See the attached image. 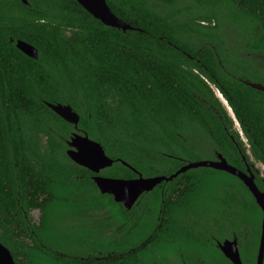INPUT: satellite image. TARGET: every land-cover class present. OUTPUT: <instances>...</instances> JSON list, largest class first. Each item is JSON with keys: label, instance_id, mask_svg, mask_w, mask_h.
I'll return each mask as SVG.
<instances>
[{"label": "trees", "instance_id": "16d2710c", "mask_svg": "<svg viewBox=\"0 0 264 264\" xmlns=\"http://www.w3.org/2000/svg\"><path fill=\"white\" fill-rule=\"evenodd\" d=\"M26 1L0 0V243L14 263L232 264L215 240L235 235L255 264L262 212L238 178L190 168L126 209L67 156L76 130L45 102L77 112L78 132L113 160L103 176L136 177L121 160L169 176L215 152L240 170L241 154L264 164V91L246 83L264 85V0H106L125 31L76 0ZM193 68L226 100L249 153ZM189 214L210 223L193 230Z\"/></svg>", "mask_w": 264, "mask_h": 264}, {"label": "water", "instance_id": "95a60500", "mask_svg": "<svg viewBox=\"0 0 264 264\" xmlns=\"http://www.w3.org/2000/svg\"><path fill=\"white\" fill-rule=\"evenodd\" d=\"M23 3H27L26 0H21ZM88 13L94 18L98 19L102 24L110 27H115L125 31L132 29V27L118 18L107 5L106 0H76ZM11 40V39H10ZM16 47L24 54L31 58H37V49L31 44L22 40H17ZM252 88L264 91V85L255 82H246ZM222 97V96H220ZM223 99V97H222ZM224 103L226 100H224ZM46 105L51 108L57 115L68 123L73 124L77 129L79 121V115L68 104L61 103H49ZM83 142H87L94 146L95 155L86 157L81 153L79 145ZM68 148L66 149L67 156L75 164L85 167L91 172L95 173L92 180L95 183L101 194H110L115 202H120L126 209H130L137 200L138 196L151 190L156 184L162 181H169L179 173L185 172L190 168L196 167H210L220 171H225L236 178H238L243 185L248 189L254 198L255 203L262 212L261 229L258 241L257 254L255 258V264H262L263 261V249H264V190H260L254 181V176L249 171H241L240 169L229 164L226 159L219 153L215 160H196L190 161L182 165L174 173L169 176L157 175L151 177H143L134 168L121 160V163L131 168L137 177L134 178H115L100 175L99 172L112 165L113 160L107 156L102 145L89 138L86 133L73 132L69 140L66 142ZM236 238L224 239L222 242H218V247L223 255L228 258L232 264H243L239 255V251L236 245ZM0 264H15L9 250L0 243Z\"/></svg>", "mask_w": 264, "mask_h": 264}, {"label": "flooded vegetation", "instance_id": "af4514ba", "mask_svg": "<svg viewBox=\"0 0 264 264\" xmlns=\"http://www.w3.org/2000/svg\"><path fill=\"white\" fill-rule=\"evenodd\" d=\"M199 65H201V64H199ZM193 71L194 72H196L197 74H199L200 76H201V78H203V80L204 81H206L207 82V84H209V86H210V88L212 89V91L214 92V94H215V96L218 98V100L220 101V103L222 104V109L225 111V113H226V118H227V120H231L229 123H230V125H231V129H233L234 131H236L237 133H238V136H239V139L242 141V139H244L245 141H246V145H247V148H246V150H248L249 149V144H248V140H247V138H246V136L244 135V133H243V131H242V128H241V125H240V123L237 121V119L235 118V116H234V114H233V112H232V110H231V108L229 107V105L227 104V102H225L224 103V101H223V99H222V95L218 92V89L213 85V84H211L209 81H208V79L203 75V73H201L198 69H196V68H193ZM220 96H222V97H220ZM225 100V99H224ZM213 110H215L214 108H213ZM225 129H226V127H225ZM76 131H74V132H77V133H79L78 132V129H75ZM71 134H73V132L71 133ZM241 135V136H240ZM71 136V135H70ZM70 136H69V138H70ZM232 137V136H231ZM69 140V139H68ZM67 140V141H68ZM66 141V142H67ZM193 143H195V141H194V139H192L191 141H189V145H190V147H192V145H193ZM245 146V145H244ZM249 151V150H248ZM215 152V151H214ZM219 153H217V152H215V154L213 155L214 157H215V159H217V155H218ZM179 159H181L182 160V158L181 157H179ZM215 159H209V160H215ZM241 159H242V161H243V165H244V170H241V171H249L251 174H253V176H254V181H255V179H256V175L255 174H257L258 176H260L261 178H262V181L264 182V175L261 173V171L254 165V163H248L246 160H245V157L241 154ZM254 159V158H253ZM201 160H205V159H201ZM255 160V159H254ZM185 161H187V162H190V161H188V160H185ZM255 161H257L258 163H261L260 161H258V160H255ZM186 162V163H187ZM186 163H184V164H186ZM183 164V165H184ZM263 163H261V165H262ZM182 166V165H181ZM180 166V167H181ZM263 166H264V164H263ZM235 167V166H234ZM133 168V167H132ZM131 169V168H130ZM135 173V172H134ZM95 174V173H94ZM137 175V174H136ZM93 177V176H92ZM137 177V176H136ZM144 177V176H143ZM148 177H151V176H148ZM159 184V183H158ZM256 184V183H255ZM157 185V184H156ZM155 185V186H156ZM154 186V187H155ZM257 186V185H256ZM153 187V188H154ZM153 188L151 189V190H149V191H152L153 190ZM263 190H264V188H263ZM99 191V190H98ZM149 191H145V192H149ZM145 192H143V193H145ZM143 193H141L139 196H138V198H137V200L143 195ZM163 194V189H161V195ZM110 195V194H109ZM136 200V201H137ZM135 201V202H136ZM120 203V202H119ZM122 204V203H121ZM134 205V204H133ZM132 205V206H133ZM206 220L204 219V218H196V217H194V215H192V214H189V215H186V216H184L183 218H182V222L184 223V224H186V225H189L190 227H192L191 229H195L194 228V226H197V225H199V222H201L202 224H206L207 225V223H210V221H207V222H205ZM196 230V229H195ZM233 237H235L236 238V240H237V242H236V245H237V248H238V251H239V255H240V249H239V247H240V245H239V242H238V239H237V237L235 236V235H232L231 236V238H233ZM231 238H224V239H231ZM224 239H222V240H215V243H216V246L218 247V242H222ZM258 248V247H257ZM218 249H219V247H218ZM220 250V249H219ZM221 252V251H220ZM222 253V252H221ZM223 254V253H222ZM257 254V253H256ZM113 254H107L106 256H102L103 258H105V259H107V258H113L114 256H112ZM95 259H100V257L99 256H93ZM225 257V256H224ZM240 258H241V255H240ZM228 259V258H227ZM229 260V259H228ZM230 261V260H229ZM241 261H242V258H241ZM231 262V261H230ZM243 263V262H242ZM159 264H180V262L178 261V259L176 258V257H174V256H171V257H169L168 259H166V260H164V261H162V262H160ZM184 264V263H183Z\"/></svg>", "mask_w": 264, "mask_h": 264}, {"label": "snow or ice", "instance_id": "6c2138e0", "mask_svg": "<svg viewBox=\"0 0 264 264\" xmlns=\"http://www.w3.org/2000/svg\"><path fill=\"white\" fill-rule=\"evenodd\" d=\"M81 153L86 156H94L95 155V148L93 145L87 143V142H83L81 145H79Z\"/></svg>", "mask_w": 264, "mask_h": 264}, {"label": "rangeland", "instance_id": "374dc122", "mask_svg": "<svg viewBox=\"0 0 264 264\" xmlns=\"http://www.w3.org/2000/svg\"><path fill=\"white\" fill-rule=\"evenodd\" d=\"M241 136V135H240ZM242 143L245 145V147L247 148V145H246V141L244 140V139H242ZM246 153H249V151L248 150H246ZM250 159L252 160V163H254V165L261 171V173L264 175V166H263V164L261 165V163H258L257 161H255L254 159H253V157L252 156H250ZM33 218L35 219V220H37V218H38V212L37 211H34L33 212Z\"/></svg>", "mask_w": 264, "mask_h": 264}]
</instances>
